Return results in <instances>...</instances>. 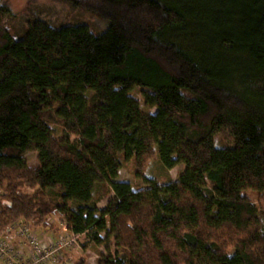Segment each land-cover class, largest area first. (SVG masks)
<instances>
[{"label":"trees","instance_id":"1","mask_svg":"<svg viewBox=\"0 0 264 264\" xmlns=\"http://www.w3.org/2000/svg\"><path fill=\"white\" fill-rule=\"evenodd\" d=\"M54 1L108 25L34 18L14 37L0 0V230L58 216L112 239L98 264H264V211L243 193L264 197V0ZM154 153L184 165L176 180L142 173ZM130 159L148 189L117 179Z\"/></svg>","mask_w":264,"mask_h":264},{"label":"rangeland","instance_id":"2","mask_svg":"<svg viewBox=\"0 0 264 264\" xmlns=\"http://www.w3.org/2000/svg\"><path fill=\"white\" fill-rule=\"evenodd\" d=\"M9 7L11 8L13 16L7 20L8 29L14 37L20 36L26 29L29 20L34 18H41L51 25L58 26L61 24H76L82 23L89 27L94 33H99L107 27V22L102 18L98 17L94 13L88 12L80 7H72L70 4L54 1V0H6ZM129 95L138 101L139 110L142 113H151L154 108H148L143 104V96L141 88L133 87L129 91ZM49 126L54 130V133L58 138L63 137L62 128L56 123H49ZM229 138L224 134L217 135L218 144L229 143ZM26 164L30 167H36L39 165L37 160V153L35 151H28L24 155ZM184 169L183 164H177L176 166L166 169L158 159L156 153L153 157L148 159L143 174L147 178H151L157 184H163L169 181L176 180L178 174ZM135 164L133 159L123 161L121 168L118 170V180L128 181L134 188L146 190L148 185L144 183L140 178L135 176ZM2 191H0V194ZM214 193L218 196L221 194L214 190ZM243 193L249 198V200L259 210L264 211V197L258 195L254 190H245ZM111 195V194H110ZM109 195V196H110ZM108 196V197H109ZM107 197V198H108ZM107 198H96V203L99 209L105 207ZM72 207H75L70 203ZM23 219L15 221L19 223ZM48 228L41 229L31 223V231L35 235L39 236L40 240H47L49 237L54 238L63 232V221L58 216H51L47 219ZM11 224V225H13ZM10 226V225H9ZM8 226V227H9ZM8 236L7 234H3ZM104 234L101 233V236ZM16 239V240H15ZM12 240V252L9 255L23 258L26 254L27 242L20 236ZM114 254L113 241L110 238L105 243L97 245L94 242L88 241L87 236L84 234L78 235L75 243L68 248L60 250L62 260L67 264H73L77 259L84 260V264H98V260L102 254L107 253ZM0 264L5 262L0 258Z\"/></svg>","mask_w":264,"mask_h":264},{"label":"built area","instance_id":"3","mask_svg":"<svg viewBox=\"0 0 264 264\" xmlns=\"http://www.w3.org/2000/svg\"><path fill=\"white\" fill-rule=\"evenodd\" d=\"M62 221L63 232L54 238L49 237L46 241L40 240L39 236L31 231V223L24 220L0 230V258L5 264H67L62 260L60 250L75 243L78 234L71 232L65 221ZM18 236L27 242L26 254L23 258L9 255L12 252V240Z\"/></svg>","mask_w":264,"mask_h":264}]
</instances>
